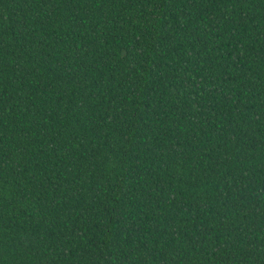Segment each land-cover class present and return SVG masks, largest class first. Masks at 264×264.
<instances>
[{"label": "trees", "instance_id": "16d2710c", "mask_svg": "<svg viewBox=\"0 0 264 264\" xmlns=\"http://www.w3.org/2000/svg\"><path fill=\"white\" fill-rule=\"evenodd\" d=\"M0 264H264V0H0Z\"/></svg>", "mask_w": 264, "mask_h": 264}]
</instances>
